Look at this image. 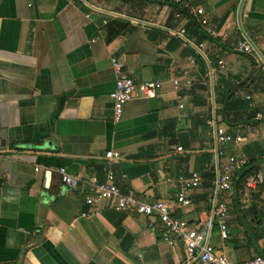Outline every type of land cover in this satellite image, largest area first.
<instances>
[{"label":"crops","instance_id":"crops-1","mask_svg":"<svg viewBox=\"0 0 264 264\" xmlns=\"http://www.w3.org/2000/svg\"><path fill=\"white\" fill-rule=\"evenodd\" d=\"M171 1L190 14L202 8L223 39H203L199 50L180 39L168 44L176 38L168 30L181 27L199 43ZM237 38L253 51H234ZM190 48L212 57L211 85L203 84L207 67L199 70ZM263 52L264 0H0V264H199L179 243L166 245L157 222L148 227L135 210L84 204L85 182L101 179L106 167L121 191L172 200L177 175L213 165L212 130L203 118L213 110L226 129L217 110L231 84L230 92L248 101L242 116L262 115L236 131L264 175ZM110 56L135 81H163L154 97L125 102L117 121ZM181 71L191 85L178 91L168 78ZM107 150L118 159L106 162ZM57 167L78 179L75 188L60 182ZM204 192L201 184L188 190L190 204L174 216L199 227L229 260L260 256L264 239H253L251 228L264 227L263 204L240 219L229 207L226 242ZM250 198L242 196L243 207Z\"/></svg>","mask_w":264,"mask_h":264},{"label":"built area","instance_id":"built-area-1","mask_svg":"<svg viewBox=\"0 0 264 264\" xmlns=\"http://www.w3.org/2000/svg\"><path fill=\"white\" fill-rule=\"evenodd\" d=\"M186 8L187 5L184 4ZM94 9V8H93ZM97 10V9H96ZM104 17L113 15L111 12L101 11ZM195 18L201 30L212 38H221L213 26L204 16L202 8L195 7L191 13ZM176 18L181 17L178 12L174 13ZM104 22V20L102 21ZM169 33L180 39L182 42L191 45L196 50L201 48V43H195L184 36V29L181 27L177 30L170 29ZM234 51L240 54H249L253 51V45L248 39L237 38L232 43ZM204 57L207 66V79L203 84L211 85L213 79V70L208 64L206 55L200 52ZM190 63L194 61L191 58ZM217 65H221V61L217 60ZM109 64L114 74V86L110 93L112 119L117 121L120 117L122 106L125 102L133 97L139 96L144 98L154 97L160 89L163 81L151 79L145 81H135L122 68V63L115 56L109 57ZM260 70L264 73V52L261 55ZM185 71H181L179 76H171L168 78L172 87L181 90L191 85V80L185 76ZM182 77V80H181ZM179 98V95H176ZM248 98V96H246ZM264 102V99H263ZM181 106V105H179ZM213 110L205 119V124L212 130L214 160H213V181L210 194L211 216L216 217L218 223V233L220 238H228L225 219L228 216L227 206L222 196L227 194L231 188V177L233 173L243 167L246 162V156L241 150L242 137L238 131L233 134L228 132L222 125L217 124L214 119ZM262 115L256 113L254 119H260ZM231 145L233 151L228 153L225 148ZM177 151H181L180 146H176ZM119 154L113 150H107L103 154L106 162L118 159ZM59 175L60 182L68 188H75L78 179L65 171L63 167L54 169ZM200 175L196 171L188 173H180L177 175L175 182L177 191L172 200L150 199L144 200L137 198L130 191H121L113 180L110 169L104 167L102 170V178L91 176L85 182L88 193L83 196V203L91 206L94 210L101 202H104L114 211L123 212L133 209L137 213L147 218V226L153 227L154 222L160 229L161 240L169 247L175 243H179L184 250L187 259L195 257L199 264H264V253L260 256H253L244 260H229L220 251L214 248L207 240L204 232L196 226H190L184 219L174 216L177 208L186 207L190 204L187 191L194 189L200 185ZM245 191H255L260 186L264 187V175L260 169H257L244 179ZM262 204L264 207V189L262 191Z\"/></svg>","mask_w":264,"mask_h":264},{"label":"trees","instance_id":"trees-1","mask_svg":"<svg viewBox=\"0 0 264 264\" xmlns=\"http://www.w3.org/2000/svg\"><path fill=\"white\" fill-rule=\"evenodd\" d=\"M171 6L173 7V13L178 12L181 14V16L187 18V27L190 28L191 35L195 36V40L197 42L207 39L209 41H214L213 38H210L208 35H206L201 28L199 27L198 23L196 22L195 18L191 16L190 13H188L187 9L183 7L179 2L171 1ZM122 24V23H121ZM121 26V25H120ZM170 42H174L175 44H178L180 42L177 38H171ZM190 55L194 58V61L199 67V70L204 73L206 70V63L203 60V58L193 49L190 48ZM208 64L211 65V61L213 60L212 57L209 58V55L207 56ZM227 85L224 93L221 96L220 99V108L217 110V113L219 114V121L224 124L226 127V130L230 133H234L237 129L240 130V127L243 125L248 124L249 120L253 117L254 112L250 111L247 112L245 116H242V112L248 111V101L240 97L234 92H230L232 86ZM206 117L203 118V122L205 121ZM254 145V144H252ZM251 147H248V145L242 147V152L246 156V162L243 165V167L237 171H235L231 177V188L227 194H224L222 196V199L226 202L227 206V212L229 210V207L232 208V211L235 213V215L238 216V218H245L246 215H253L256 214V207L258 206V201L263 202V200L259 199V192L264 189L263 186H260L259 189L255 191H245L244 189V179L256 171L258 169V164L256 161L252 158V156L249 154V150ZM251 151V150H250ZM200 184L203 188H205V192L203 193V197L205 198L206 195H210L212 190V181H213V169L212 166L205 170H200ZM245 195V197H251L250 202H248V205L243 207V203H241L242 196ZM262 208V206H260ZM243 208V209H242ZM251 236L253 239H264V227H257L254 226L251 228ZM224 241L228 242V238L224 239ZM264 249L262 251L263 255Z\"/></svg>","mask_w":264,"mask_h":264},{"label":"water","instance_id":"water-1","mask_svg":"<svg viewBox=\"0 0 264 264\" xmlns=\"http://www.w3.org/2000/svg\"><path fill=\"white\" fill-rule=\"evenodd\" d=\"M253 68H254V67L251 68V70L249 71L248 75H250V73H251V71H252Z\"/></svg>","mask_w":264,"mask_h":264}]
</instances>
